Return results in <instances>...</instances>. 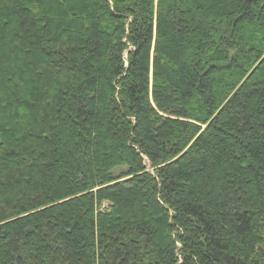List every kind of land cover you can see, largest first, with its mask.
I'll use <instances>...</instances> for the list:
<instances>
[{
  "label": "trees",
  "instance_id": "16d2710c",
  "mask_svg": "<svg viewBox=\"0 0 264 264\" xmlns=\"http://www.w3.org/2000/svg\"><path fill=\"white\" fill-rule=\"evenodd\" d=\"M0 264H264V0H0Z\"/></svg>",
  "mask_w": 264,
  "mask_h": 264
},
{
  "label": "rangeland",
  "instance_id": "374dc122",
  "mask_svg": "<svg viewBox=\"0 0 264 264\" xmlns=\"http://www.w3.org/2000/svg\"><path fill=\"white\" fill-rule=\"evenodd\" d=\"M149 169H150V170H152V168H151V167H149ZM105 204H108V203L106 202Z\"/></svg>",
  "mask_w": 264,
  "mask_h": 264
}]
</instances>
